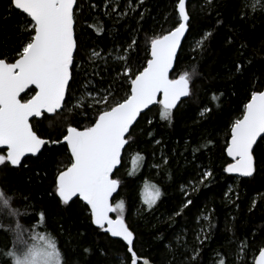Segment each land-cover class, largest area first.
Masks as SVG:
<instances>
[{
	"label": "snow or ice",
	"instance_id": "1",
	"mask_svg": "<svg viewBox=\"0 0 264 264\" xmlns=\"http://www.w3.org/2000/svg\"><path fill=\"white\" fill-rule=\"evenodd\" d=\"M190 4L191 0H176L171 28L147 38L148 56L142 69L134 71L131 66V53L139 45L130 38L120 46L117 63L105 69V78V70H96L101 53L80 38L87 35V28L97 35L103 31L99 22L87 24V18L98 8L93 0H8L9 15L17 17L19 23L12 46L0 43V167L27 168L28 160L39 161L45 153L62 147L67 164L57 167L49 195L65 208L79 203L90 224L124 249L123 254L119 249L113 251V264H152L135 251V234L125 220V202H112L121 183L114 178V171L122 162L126 145L130 146L133 140V126L142 113L158 105L159 121L172 126L175 111L193 97L194 82L201 73L195 64L181 68L178 54L186 33L193 29L195 16ZM144 5L145 0H125L123 5L120 0H105L104 8L105 14L116 20L134 18L131 13L142 20L144 14L137 9ZM216 6V0H204L200 11H212ZM239 8L240 19L247 20L257 11L264 12V0H239ZM78 21L86 24L80 36L76 31ZM165 21L169 22L167 17ZM210 36L211 32L203 34L193 51H203ZM227 42L231 45L233 39ZM81 53L93 67L91 77L82 84L75 72L76 58ZM97 76L99 80L95 79ZM230 76L247 78L252 90L243 105L242 118L231 125L226 152L232 162L223 171L252 178L258 171V160L264 161V41L251 51L241 44ZM80 88L84 91L77 95ZM121 91L123 96L118 95ZM212 98L217 99L215 93ZM211 111L203 108L200 115ZM41 120H48L49 127H55L54 136L38 134L34 122ZM84 120L88 124L82 127ZM147 123L153 121L148 119ZM209 144L211 140L198 145L193 153ZM143 159L139 153L132 157L129 175L135 173ZM36 174L39 176L40 172ZM212 178L211 169H205L199 183H211ZM162 195L160 187L145 182L141 192L143 210L152 212ZM14 199V193L0 190V215L7 218L6 224L0 223V231L13 236L9 250H0V255L7 257L9 264H65L56 238L18 222L21 213L13 207ZM192 203L190 198L186 199L183 207ZM255 203L254 200L253 206ZM35 219L37 224L46 222L45 213H38ZM203 219L210 221L211 217L205 215ZM196 239L199 245L192 248L191 254L184 253L187 264H200L208 234ZM254 243V239L239 240L234 246L235 255L243 260ZM91 252L90 248H83V254ZM99 252L108 255L103 249ZM216 257L213 264H231L224 253L217 252ZM254 264H264V244L258 248V256H254Z\"/></svg>",
	"mask_w": 264,
	"mask_h": 264
},
{
	"label": "trees",
	"instance_id": "2",
	"mask_svg": "<svg viewBox=\"0 0 264 264\" xmlns=\"http://www.w3.org/2000/svg\"><path fill=\"white\" fill-rule=\"evenodd\" d=\"M93 2L98 8L87 18V24L99 22L98 26L103 31L97 35L92 28H87V35L80 36L86 24L78 21L76 29L78 36L82 41L92 45L95 50L101 51V55H106L126 44L130 38L136 39L139 47L131 53L130 61L135 71L142 69L146 64L147 38L171 28L170 21L176 0H145V5L137 9L144 14L142 20L135 16V13L130 14L134 18L124 17L119 20L110 18L105 14V0H93ZM120 3L123 5L125 0H120ZM203 3L204 0H193L190 4L195 16L193 29L190 34L188 33L179 53L181 68L195 64L201 73L195 79L193 97L175 111L172 126L159 121L158 106L147 114L152 115L149 119L153 123L148 124L147 115H142L132 132L134 143L130 148L138 151L134 154L139 153L143 157L147 155L149 160L154 150L152 143L157 136L162 138L171 136L168 142L165 141V145L168 146L165 153L161 157L158 153L154 159L158 168L162 167L158 171L161 175L160 180H166L164 184H156L163 193L160 201L152 212L142 210L137 219H133L134 211L130 207L127 217L129 228L136 236L135 250L139 256L150 259L152 264H167L169 261L176 264L183 260V254L189 245L191 247V241L195 236V231H192L196 229V213L202 210L210 213L211 220L208 239L202 246L200 264H209L211 260L217 258V252L224 253L232 264L234 246L239 240L254 239L255 243L251 249L254 251H258L264 242L262 239L264 237V161L258 160V171L254 177L239 182L237 195L233 196L237 200L230 205L226 203L225 191L227 185L233 183L234 178L223 171L225 168L223 163L226 162L224 149L221 138L216 137L217 134L221 136L227 134V124L232 119L233 106L239 104L238 110H240L242 101L248 98L252 90L247 78L230 76V73L233 71V62L238 59L241 44H246L251 51L264 41V12L257 11L252 18L242 20L239 0H216L217 6L214 10L202 12L200 6ZM7 6L8 0H0V43L7 42L11 47L18 36L16 26L19 21L17 17L9 15ZM165 17L169 22L165 21ZM207 32H211L212 36L205 41L203 51L194 52L188 47L191 36L202 37ZM6 38L10 39L6 41ZM229 38L233 39L231 45L227 42ZM76 60L75 72L79 73L77 80L82 84L91 77L93 67L83 53ZM104 76L107 78L106 70ZM95 79L99 80L100 77L97 76ZM82 91L83 88H80L76 94L80 95ZM213 93L217 96L215 100L212 98ZM221 93L223 95H220ZM118 95L123 96L124 92L121 91ZM195 101L198 103L195 104ZM193 102L194 104H191ZM193 105L199 106L198 109L211 108L212 111L200 120L197 118L196 110L193 111ZM87 124L88 120H84L81 126ZM34 127L42 136L56 134L55 127H49L48 120L34 122ZM189 131V139L188 137V140L182 139L183 134L186 135ZM174 137L178 144L172 142ZM207 140H211V144L200 148L199 151L195 153L188 151L184 156L180 155L182 150H188V147L196 145L197 142H201L202 145ZM162 145L163 143L160 146ZM62 152L61 147L55 152L45 153L39 161L32 158L27 161L29 164L27 168L2 167L0 188L6 193H14L13 207L21 213L18 217L19 223L25 228L44 231L57 239L65 264H113V251L119 249L123 254L124 249L119 244L111 243L112 238L106 237L90 224L88 214L82 210L79 203L65 208L57 203V198L49 195L53 191L52 181L55 174L53 158ZM165 158L167 164L162 166ZM205 169H211L213 172L212 182L201 184L198 191L190 197L193 203L185 208L184 214L180 212V215H176L184 202L176 186L180 182L187 184L190 180L199 181ZM124 170L123 160L122 167L114 178H118L122 188L126 189L124 197L127 198L129 205L132 206L135 201L137 206L138 203L133 198H138L136 184L143 176L140 173L142 168L139 166L133 175H129L130 170L127 172ZM38 171L39 176L36 174ZM154 175L155 173L152 176ZM254 200L255 206H253ZM40 212L45 213L46 222L39 227L35 217ZM0 223L6 224L7 218L0 215ZM184 231L188 233L180 235ZM80 233L83 235L81 236ZM177 238L181 239L178 244L174 242ZM12 241L11 234L0 231V247L8 248ZM193 244V247L198 246L196 243ZM168 247H176L177 251L173 252L171 249L168 251ZM83 248H90L91 254H83ZM100 249L106 251L108 255H101ZM3 261L8 262L4 258Z\"/></svg>",
	"mask_w": 264,
	"mask_h": 264
},
{
	"label": "rangeland",
	"instance_id": "3",
	"mask_svg": "<svg viewBox=\"0 0 264 264\" xmlns=\"http://www.w3.org/2000/svg\"><path fill=\"white\" fill-rule=\"evenodd\" d=\"M202 38H203V36L202 37L201 36H196V37L191 36L190 41L188 43V47H190V49L196 48L197 47V42L200 41ZM96 51H98V50H96ZM119 51H120V47H117L116 49H113L112 51L109 52V53H111V57H109V53H107L106 55H101V58L96 61V70L97 71H99V70H105L106 66H108L110 64H114V63L116 64L117 62L115 60V57L119 53ZM99 52L101 53V51H99ZM105 61H107V65L105 64ZM257 87H259L258 84H257ZM83 91H84V89H83ZM249 96H248V98H249ZM236 97H238V96H236ZM248 98L246 100L242 101L240 110H238L239 109V107H238L239 104H236L235 106H233V108H232V114H231L232 115V119L227 124V134L225 133V135H223V136H221L220 134H217L216 135V137H218L219 139L221 138V143L223 145L224 156H225V160H226V162L223 163L224 167H226L228 163H231L232 162L228 158L227 153H226V147H227V144H228V142H229V140L231 138V134H230L231 125H232V123H234V121L236 119L242 118V115H243V105L247 102ZM197 103L198 102H196L195 104H197ZM191 104H194V102L191 103ZM156 107H158V106H156ZM156 107H154V108H156ZM198 108H199V106H194L193 111L195 112V110H196V112L198 113V117L197 118L201 120V119L205 118L208 114L206 116H203L202 117L200 115V110H202L203 108H200V109H198ZM150 111H148L146 114H144V116H146ZM237 111H239V112H237ZM151 117H152V115L151 116L147 115L146 119L148 120ZM183 135H182L183 137L181 136L182 139L188 140L189 137H190V131H189V133H186V135H185V133ZM170 137L171 136H166L165 138H162L161 136H157V138L152 143V147L154 148V150H152V152H151V159L149 160L148 157H147V155H146V157L144 156L145 157L144 158V161H142L140 163V165H139L142 168V170H141L140 173L143 176L138 179V182L136 184L137 185V197L138 198H133V200H136V202L138 203L137 206L135 205V201H133L132 206L129 205V203L127 201V198L124 197V194H125V190L126 189H124V187L122 188V186H120V189H119L117 195L114 197L113 202H117L119 200H123L125 202V205H126L125 220H126V223L127 224H128L127 217H128L129 212H130V207L134 211L133 212V215L135 217L133 219L139 218V214L143 210V206L141 204V192H142L144 183L145 182H149V183H153V184H157L158 185V183L164 184L166 182V180H162V179L160 180V176L161 175L158 173V171L162 167L160 166V168H158L159 166H157V164L155 163L154 159L156 158V156H157L158 153L160 154L159 157H161L162 154L165 153V151H166L165 149L168 147L167 145H165V141L168 142L169 141L168 139ZM187 137H188V139H187ZM157 140L160 141L159 144L156 143ZM172 142L178 144V142L175 140V137L172 140ZM187 142L188 141H186V143ZM133 143H134V139L132 141H130V146ZM162 143H163V145L160 146ZM200 144H201V142H197L196 145H193V146L188 147L187 148L188 150H186V151L185 150H182L181 153H180V155L181 156H184L188 151H190L191 153H193V148L197 147ZM130 146H127L126 147V150L124 152V167H125V170L124 171H126V172L131 169V166H132L131 159H132V157L134 155H136L134 153L138 152L136 150H133V148H130ZM146 147H148V146H146ZM185 159L186 158H184V160ZM53 160L55 161V166L53 168L54 171H56V169H57L58 166L59 167H63L64 165L67 164V156L63 152L61 154L60 153L59 154H56V156L53 158ZM165 160H167V158L164 159V162H163L162 166H164V165L167 164V163H165ZM61 161H63V164L60 163ZM146 162H149V163H146ZM1 169H2V167H0V171H1ZM54 171H52V172H54ZM154 173H155V175L152 176ZM227 174L230 175V176H232L229 173H227ZM233 178H234L233 179V183L228 184L227 185V188H226V191H225L226 192L225 198H226V201H227L226 203H229L230 205H232L233 202H236V200H237L234 197H236V195H237V189H238V186H239V182L242 179H251V178H241V177H234V176H233ZM157 180H159V182ZM200 187H201V184L199 183V181L190 180L187 184L186 183H183V182L178 183V185L176 186V190H177V192L179 193L180 196L182 195L181 197H183V200L185 201L186 199H189L194 193H196ZM0 190H1V188H0ZM185 193H187L188 195L186 196ZM263 195H264V193H263ZM185 208L186 207H183V204H182V206H180L178 212H181L182 214H184ZM145 212H147V211H145ZM205 215H209L210 216V213L207 212V211L204 212L203 210L202 211H198L196 213V216H197L196 217V229L195 230L193 229V231H192V232L195 231L194 232V235L195 236H194V239L191 241V247L189 245L188 248L185 250V252H187V253L188 252H191V250H192L191 248H193V245H194L193 243H196V244L199 245V241L196 239L197 236H200L201 238H203L205 236V234H209V230H210L209 229V227H210L209 222L210 221H206V220L203 219V217ZM43 223H45V222H41V223H39L37 225H39V227H40ZM128 226H129V224H128ZM41 232H44V231H41ZM44 233H46V232H44ZM184 233H188V231H184V232L180 233V235H184ZM135 239H136V236H135ZM180 240H181L180 238H177V239L174 240V242H176L178 244V242H180ZM263 241H264V239H263ZM235 242H237V241H235ZM263 244H264V242H263ZM9 248H10V245L8 246V248H2V247H0V250L7 251V250H9ZM135 249H136V246H135ZM170 249L173 252H176L177 251L176 250V247L175 248L174 247H170V248L168 247L167 248L168 251H170ZM233 253H234V255H233L234 256L233 257L234 261L232 262V264H254V256H258V251L250 250L247 253V255L244 257V259L241 260L239 257H237L235 255V250H234ZM1 257H2V259H1ZM3 258L6 261H8V258L7 257H5L4 255H0V264H9V261L8 262H4V261L2 262ZM214 259H216V258H214ZM213 260H211L209 264H213ZM168 263L170 264L171 261L167 262V264ZM176 264H187V256L183 254V260L180 261V262H178V263H176Z\"/></svg>",
	"mask_w": 264,
	"mask_h": 264
},
{
	"label": "water",
	"instance_id": "4",
	"mask_svg": "<svg viewBox=\"0 0 264 264\" xmlns=\"http://www.w3.org/2000/svg\"><path fill=\"white\" fill-rule=\"evenodd\" d=\"M192 1H193V0H191V2H192ZM187 36H188V33H186L185 38L182 40V45L184 44V42H185ZM180 51H181V50H180ZM180 51H179V53H180ZM179 53H178V54H179ZM156 106H158V105H152V106H150V108L153 109V108L156 107ZM147 112H148V110H146V113H147ZM144 114H145V113H142L141 116L144 115ZM141 116L138 117V120H137L136 124H137L138 121L140 120ZM136 124H134V126H135ZM134 126H133V127H134ZM126 147H127V145H126ZM125 150H126V148H125ZM124 152H125V151H124ZM124 152L122 153V160H123ZM226 153H227V152H226ZM228 158L231 160L230 157H228ZM121 166H122V162H121V164L118 166V169L114 171V176H115V174L117 173V171L120 170ZM231 175L234 176V177H238V176H236L235 174H231ZM119 189H120V186H119L117 192L113 194V200H114V197L117 195ZM112 202H113V201H112ZM111 215L113 216V218L115 217V216H114V215H115L114 213L111 214ZM141 263H142V262H141Z\"/></svg>",
	"mask_w": 264,
	"mask_h": 264
},
{
	"label": "flooded vegetation",
	"instance_id": "5",
	"mask_svg": "<svg viewBox=\"0 0 264 264\" xmlns=\"http://www.w3.org/2000/svg\"><path fill=\"white\" fill-rule=\"evenodd\" d=\"M123 160H124V156H123ZM123 160H122V163H123ZM121 167H122V166H121ZM115 176H116V174H115ZM115 176H114V177H115ZM120 186H121V183H120Z\"/></svg>",
	"mask_w": 264,
	"mask_h": 264
}]
</instances>
